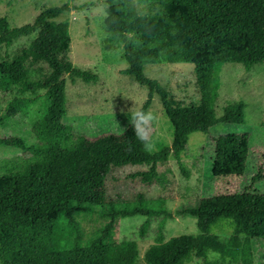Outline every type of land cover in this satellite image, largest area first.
Here are the masks:
<instances>
[{"label":"trees","instance_id":"16d2710c","mask_svg":"<svg viewBox=\"0 0 264 264\" xmlns=\"http://www.w3.org/2000/svg\"><path fill=\"white\" fill-rule=\"evenodd\" d=\"M114 1L104 0V24L123 43L127 67L121 73L147 88L141 111L148 112L158 95L171 126V146L161 144L152 152L146 124L141 126L143 141L133 123L118 135L75 137L64 121V76L91 82L97 74L75 67L70 60L69 21L56 19L71 7L63 3L45 8L32 22L15 27L2 16L0 46L37 33L29 53L19 52L0 62V105L7 102L9 109L24 112L43 96L46 106L33 126L35 143L27 144L21 137L0 139V144L24 153L0 165V209L23 212L44 223L49 238L47 264H139L138 243L113 236L118 220L135 214L162 216L154 243L143 253L145 264H186L194 256L203 258V264H252L255 255H264L263 193L245 187L237 194L209 195L182 210L196 218L198 232L166 239L162 228L169 215L164 197L154 200L155 206L142 193L121 203L107 200L105 179L112 167L147 165L148 170L130 177L151 183L170 153L188 176L181 154L190 134L208 133L221 123H245L243 102L230 103L217 114L216 73L226 63L246 70L264 64V0H149L146 10L131 8L127 17ZM162 62L194 66L199 104L173 105L166 87L145 75L146 65ZM217 145L224 150L220 142ZM96 212L102 224L94 236L85 237L81 222ZM148 225V221L141 224V235ZM227 227L230 234L222 240L218 231ZM210 252L218 258L209 259Z\"/></svg>","mask_w":264,"mask_h":264},{"label":"rangeland","instance_id":"374dc122","mask_svg":"<svg viewBox=\"0 0 264 264\" xmlns=\"http://www.w3.org/2000/svg\"><path fill=\"white\" fill-rule=\"evenodd\" d=\"M149 0H115L119 12L127 17L131 8L146 10ZM67 3L71 10L56 20L69 21L70 60L79 69L97 74V79L72 81L65 75L67 113L64 121L75 137L95 139L107 134H121L131 124V115L140 110L147 99V88L121 73L127 67L123 58V43L119 36L104 24V0H0V17L11 27L30 23L45 8ZM37 32L14 40L9 46H0V62L19 52L29 53L30 43ZM146 76L163 84L170 102L178 106H192L200 102L194 66L190 63L148 64ZM216 112L233 102H243L245 123H221L208 133L189 135L186 151L181 154L186 176L172 153L166 163L159 164L158 177L151 183L130 174L148 170L147 165L126 164L112 167L105 179L107 200L123 202L135 200L138 193L153 206L154 200L165 198L168 217L162 232L166 239L180 234L198 232L196 218L183 213L201 199L220 193L237 194L245 187L264 194V64L246 70L237 63H226L216 73ZM46 106L45 97L24 112H16L0 105V139L21 137L27 144L36 142L33 126ZM148 112L153 120L146 125L150 150L161 144L171 146L172 130L158 95H154ZM220 142L224 150L217 145ZM24 153L17 148L0 144V165L5 160L18 159ZM257 176L261 178L258 179ZM257 177V178H256ZM162 216L140 214L120 218L113 236L115 240H135L139 246V264H145L143 253L154 243ZM149 225L144 235L140 226ZM84 235L94 236L102 224L98 212L87 215L81 222ZM222 240L230 228L218 231ZM49 238L42 221H32L23 212H5L0 209V264H47ZM210 252L209 259L218 258ZM194 256L186 264H203ZM252 264H264V255H255Z\"/></svg>","mask_w":264,"mask_h":264},{"label":"clouds","instance_id":"9594fccd","mask_svg":"<svg viewBox=\"0 0 264 264\" xmlns=\"http://www.w3.org/2000/svg\"><path fill=\"white\" fill-rule=\"evenodd\" d=\"M133 128L136 131L138 138L143 141L145 137L141 134V126L147 124L149 121L153 120V114L151 112L137 110L131 115ZM217 255V254H213Z\"/></svg>","mask_w":264,"mask_h":264}]
</instances>
